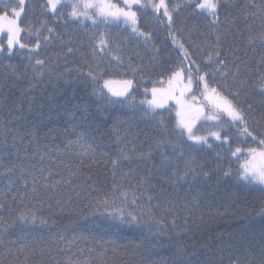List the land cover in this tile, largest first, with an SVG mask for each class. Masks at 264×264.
I'll list each match as a JSON object with an SVG mask.
<instances>
[{
  "label": "trees",
  "instance_id": "16d2710c",
  "mask_svg": "<svg viewBox=\"0 0 264 264\" xmlns=\"http://www.w3.org/2000/svg\"><path fill=\"white\" fill-rule=\"evenodd\" d=\"M113 2L123 6V0ZM28 3L35 5L28 11L31 25L40 28L46 22L57 36L39 50L46 62L43 74L35 71L39 66L35 59L29 61L27 50L11 57L0 54V172L16 166L0 175V204L5 205L0 221L7 224L24 208L37 217L34 224L16 222L8 228L0 243V264H262L264 186L238 179L244 157L237 161L227 145L215 140L211 149L193 145L174 135V111L145 115L139 103L144 88L177 61L166 35L155 33L156 52L130 38L123 25L96 29L88 22L82 32L81 25L46 20L39 7L43 0ZM223 3L220 18L227 21L228 31L222 43L231 72L239 68L238 78L230 75L228 83L238 86L242 107L247 110L251 104L258 116L264 110L258 87L264 75L259 38L264 0ZM176 26L196 40L211 33L208 19L183 9ZM141 27L152 30L154 21L142 16ZM93 33L110 37L113 47L119 44L124 62L118 65L110 56L94 59ZM214 39L209 36L210 43ZM129 63L139 69L136 74ZM90 70L106 79H133L135 106L111 105L94 95ZM232 134L235 139V130ZM245 145L256 146L247 141L240 146ZM85 149L87 155L82 154ZM121 151L131 159L121 161L114 175L110 161ZM186 171V178L178 181ZM32 176L36 191L29 183L26 192L24 178L31 181ZM123 193L128 194L127 204L120 203ZM105 195L116 198L138 224L105 219L98 203Z\"/></svg>",
  "mask_w": 264,
  "mask_h": 264
},
{
  "label": "snow or ice",
  "instance_id": "6c2138e0",
  "mask_svg": "<svg viewBox=\"0 0 264 264\" xmlns=\"http://www.w3.org/2000/svg\"><path fill=\"white\" fill-rule=\"evenodd\" d=\"M34 6L29 4L28 0H4L0 4V54L11 57L14 52L27 50L29 61L35 59V65L39 66L35 71L43 74L46 62L39 58V50L42 45L47 47L57 34L46 22L41 24L40 28L31 25L28 11ZM39 7L46 20L52 18L63 21L65 25L72 22L81 25L82 32L88 26V22L96 29L101 25H123L130 38L142 42L145 49L156 52L159 49L155 47L154 35L157 31L163 32L177 52V61L166 73L152 81V87L144 88V98L139 103L144 106L145 115H157L161 109L174 111V135L186 138L193 145L207 146L209 149L213 146V140L218 141L220 146L227 145L231 156L237 161L244 157L239 165L238 179L248 184L264 186V132L256 130L257 127L264 128V110L258 116L251 104L245 110L239 102L241 93L238 86L233 89L228 83L230 75L233 79L238 78L239 68L237 67L236 73L231 72L228 53L222 43L227 40L228 31L227 21L220 18L221 8L224 7L223 0H182L180 4H173L172 0H123V6L114 3L113 0H43ZM181 9L191 15L208 19L211 33L202 34L199 40L193 39L191 32L185 34L183 28L176 26V18ZM142 16L154 21L152 30L141 27ZM213 34L215 39L210 43L209 36ZM259 38L264 44V33H261ZM89 39L91 56L94 59L99 57L103 60L110 56L118 65L124 62L120 45L116 44L113 47V41L104 33H100L99 36L93 33ZM71 45L72 41L69 39L67 43L69 53L74 50ZM200 52L203 55L198 59L197 53ZM33 53L36 55L32 56ZM231 64L235 66V61ZM128 67L134 74L139 71L132 67L131 63ZM88 76L93 82L94 95H98L111 105L127 103L129 107L135 106V97L132 95L133 79H106L92 70L88 72ZM258 87L260 94L264 95V75L259 78ZM241 137L244 139L241 140ZM245 141L256 146L241 147ZM76 142L79 143V140ZM81 147L83 148L82 145ZM82 154L87 155L88 150L85 149ZM130 159L128 154L121 151L120 156L110 161L113 174L115 175L121 161ZM15 167L13 165L7 168L5 172H0V175L14 172ZM21 171L27 170L22 168ZM40 171L43 175V169ZM191 171L195 173L194 168ZM28 175L32 173L29 172ZM187 175L186 171L183 176H177V180H183ZM24 179L25 191L27 192L28 184L32 183V191L35 192L36 177L32 176L31 181L27 177ZM44 179L47 180L48 177L44 176ZM47 186L46 184L45 187ZM122 195L124 200L120 203L127 204L128 194ZM132 195L135 197V193ZM98 203L104 208L105 219L121 225L138 224V218L127 212L124 207L118 206L116 198L105 195ZM4 209L5 205L0 204V214ZM36 219L31 209L24 208L19 209L18 215L7 224L0 221V243L3 242L8 228L14 227L16 222L24 225L34 224ZM261 255L264 257V252Z\"/></svg>",
  "mask_w": 264,
  "mask_h": 264
}]
</instances>
